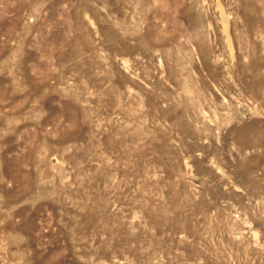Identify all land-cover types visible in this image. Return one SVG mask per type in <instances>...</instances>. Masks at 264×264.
<instances>
[{"label": "rangeland", "instance_id": "rangeland-1", "mask_svg": "<svg viewBox=\"0 0 264 264\" xmlns=\"http://www.w3.org/2000/svg\"><path fill=\"white\" fill-rule=\"evenodd\" d=\"M0 264H264V0H0Z\"/></svg>", "mask_w": 264, "mask_h": 264}]
</instances>
